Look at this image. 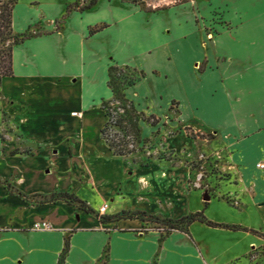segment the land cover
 <instances>
[{
    "label": "crops",
    "instance_id": "obj_1",
    "mask_svg": "<svg viewBox=\"0 0 264 264\" xmlns=\"http://www.w3.org/2000/svg\"><path fill=\"white\" fill-rule=\"evenodd\" d=\"M70 2L52 18L65 12L60 27L13 46L0 81V264H57L65 246L60 264H252L264 247V0H186L152 15L100 0L95 13L66 12ZM220 8L230 26L208 38L195 15ZM97 20L108 24L91 32ZM40 21L30 15L22 32ZM123 64L140 74L124 96L159 120L141 121V135L161 132L171 161L134 165L101 136L108 68ZM207 156L216 172L194 166ZM199 211L227 227L192 221L161 236L118 216Z\"/></svg>",
    "mask_w": 264,
    "mask_h": 264
},
{
    "label": "rangeland",
    "instance_id": "obj_2",
    "mask_svg": "<svg viewBox=\"0 0 264 264\" xmlns=\"http://www.w3.org/2000/svg\"><path fill=\"white\" fill-rule=\"evenodd\" d=\"M8 0H0V2H7ZM27 1L29 0H18V3L16 4L14 10H13V23H14V31L16 33H20L24 30V26H26L25 21L27 18H29L30 15L33 16V19L39 15H41L42 21H40V24L36 25V22H33L31 24V27L29 28L32 31H44L43 27H39L38 25L47 26L52 24V26L48 27V30H52L55 27V21H52L53 16L57 13V11L60 8V5L63 4L65 1H73L69 4L72 5L71 11H77L80 14L85 12V10H91L90 13L97 12V8H94V5L87 9H80L82 5H84V2L87 3L89 0H38L40 1V5H34V6H27ZM186 0H100L103 4H105L108 8V10L115 9L116 7H121L124 10H132V9H138L145 11L146 13H149L150 15L159 13L163 9L167 7V5H179L182 6V3ZM235 0H226L228 5H231L234 3ZM33 4H35V1H32ZM75 3V4H74ZM68 5V4H67ZM225 9H218L213 11V13L209 17H202L201 14L195 15V22L199 26H203L205 28L206 37L210 38L212 35H214L216 32L229 28V24L226 20V13ZM63 12L62 14H64ZM62 14L59 16V27L61 26V23L63 22V18H61ZM52 22V23H51ZM108 21L106 20H97L95 24H91L90 30L91 32H94L95 30H99L103 28V26L107 25ZM28 29V30H29ZM89 29V28H88ZM87 33H85V36ZM98 41H93V43H97ZM105 45V44H104ZM101 50L100 45H95L94 52L99 53ZM114 68L111 70V76H112V82L113 85L117 88V99L111 100L109 103L106 104V107L112 114L118 113V115H122V124L126 122V125H137V130L133 126V133L135 135V138H132V143L128 144V147L133 146V152L128 153L125 156L129 158L134 165H142L146 161H148L149 157L154 156L159 161H171L173 159V155L171 152L168 151V147L163 144L162 140L164 136L161 134V132L155 133L152 135V137L149 138H143L140 132V123L141 121H144L146 123H149L147 121V118H149V112L145 109L139 110V108L136 107V105L133 102H130L128 99L125 100L120 94L121 91L124 90V88L127 86L128 83L132 82L133 80H137L140 76L139 72L133 68L130 64H123V65H113ZM101 105V103H100ZM99 105V106H100ZM115 109V110H114ZM172 109H176V104L173 103ZM171 115H175L174 112H171ZM170 116V115H169ZM3 115L0 114V119H3ZM186 130L187 135L194 137L196 134L192 130H188L187 127H184ZM116 133L118 137H124L125 139H128V136L126 135L127 129H121L117 126H114V129L109 131V134L113 135ZM200 135V133H197ZM207 137V134H202ZM133 136V135H132ZM0 137H3V130L0 131ZM131 142V141H130ZM194 166L198 169L204 170L205 174L213 173L217 171V168L215 165L212 164V160L207 156L205 159L194 161ZM204 182L202 183L203 187H206L207 180L204 178ZM195 192H201L200 190H194ZM200 197V195H199ZM205 200V199H204ZM206 201V200H205ZM197 205V199H193L191 202V208H195ZM144 220L147 221V226L149 228H155L159 231V234L161 236L165 235L169 229L167 228V225H165L162 222H156L152 218H149L148 216H144ZM252 264H264V247H258L253 251L252 257Z\"/></svg>",
    "mask_w": 264,
    "mask_h": 264
},
{
    "label": "trees",
    "instance_id": "obj_3",
    "mask_svg": "<svg viewBox=\"0 0 264 264\" xmlns=\"http://www.w3.org/2000/svg\"><path fill=\"white\" fill-rule=\"evenodd\" d=\"M17 0H8L7 2H0V81L3 77L5 76H10L12 75V49L15 44L21 43L26 39H29L34 36L41 35L45 33V31H32V30H26L21 33H15L12 29V11L14 8V5L16 4ZM96 0H89L87 3L84 2V5L80 7V9H87L90 8L93 4H95ZM75 4V3H74ZM72 5H68L66 8V12L71 9ZM64 17V15H62ZM60 19L55 20V26L56 28L58 27ZM114 68V66H109L108 68V80H107V85L110 87L112 91V98L110 100H103L101 102L100 108L104 111L105 116H106V121L103 124V126L100 129V133L102 138L105 140L107 143L109 149L112 151L114 155H126L128 153L133 152V146L128 147L129 143H132L133 139L135 138V134L132 132L133 126L137 130V125H126V122L122 124V115H118V113L112 114L110 110L107 109L106 104L109 103L111 100H116L118 95H117V87L113 85L112 82V76H111V70ZM135 80L132 82L128 83L127 85H130L133 83ZM125 100L127 98L124 96L123 91H121L120 94ZM130 101V100H129ZM131 102V101H130ZM115 110V109H114ZM147 121L155 125L158 123V119L154 115H149V118H147ZM114 126H117L121 129H127L126 135L128 136V139H125L124 137H118L116 133L113 135L109 134V131L114 129ZM133 135V136H132ZM199 136L205 137L204 135L200 134ZM207 137H212L211 133L207 134ZM131 141V142H130ZM59 198H64L68 202H75L77 205L82 208L83 210L87 212H93L92 208H90L88 205L80 201L76 196L70 193H59L56 195ZM118 216H138L142 219H144L145 213L143 212H136V213H121ZM149 218H152L156 222H162L165 225H167V228L169 231L173 229H178V230H185L186 227L192 222V221H200L204 222L209 226H224L220 223H215L212 222L211 220H208L201 211L195 212V213H190L187 214L180 219L177 220H171V219H160L157 216H148ZM167 231V232H169ZM67 246L63 248V251L59 257L58 263L60 264L61 261L64 258V255L66 253Z\"/></svg>",
    "mask_w": 264,
    "mask_h": 264
},
{
    "label": "built area",
    "instance_id": "obj_4",
    "mask_svg": "<svg viewBox=\"0 0 264 264\" xmlns=\"http://www.w3.org/2000/svg\"><path fill=\"white\" fill-rule=\"evenodd\" d=\"M72 114H73V115H76V114H78V113L73 112ZM259 166H260V167H263L264 165H263V164H260ZM105 208H106V204L100 206L99 211H100V212H103V211L105 210ZM42 224L45 225L46 223H42ZM37 226H38V224H35V225H34V227H37Z\"/></svg>",
    "mask_w": 264,
    "mask_h": 264
},
{
    "label": "water",
    "instance_id": "obj_5",
    "mask_svg": "<svg viewBox=\"0 0 264 264\" xmlns=\"http://www.w3.org/2000/svg\"><path fill=\"white\" fill-rule=\"evenodd\" d=\"M205 200H207L209 197L207 194H204V197H203Z\"/></svg>",
    "mask_w": 264,
    "mask_h": 264
}]
</instances>
